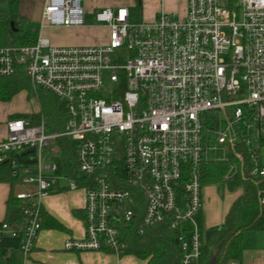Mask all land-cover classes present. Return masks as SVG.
I'll list each match as a JSON object with an SVG mask.
<instances>
[{
  "label": "built area",
  "instance_id": "built-area-1",
  "mask_svg": "<svg viewBox=\"0 0 264 264\" xmlns=\"http://www.w3.org/2000/svg\"><path fill=\"white\" fill-rule=\"evenodd\" d=\"M83 1L45 0L36 38L0 47V77L22 70L33 90L63 103L66 116L51 132L44 119L6 121L0 161L33 146L35 164L18 171L11 161L15 185L24 187L13 194L24 222L0 221V239H19L24 264L42 226L41 198L82 189L84 237L66 240L64 249L122 255L123 229L141 207L139 231L166 223L180 247L177 264H191L202 245L205 165L227 163L224 178L239 173L264 205V0H186L182 14L159 0L155 16L140 21L127 6L87 12ZM47 26L99 27L107 38L53 45L42 35ZM59 136L75 143L81 186L42 163L43 149Z\"/></svg>",
  "mask_w": 264,
  "mask_h": 264
},
{
  "label": "trees",
  "instance_id": "trees-1",
  "mask_svg": "<svg viewBox=\"0 0 264 264\" xmlns=\"http://www.w3.org/2000/svg\"><path fill=\"white\" fill-rule=\"evenodd\" d=\"M3 1V0H0ZM26 91L32 95L37 103L38 110L31 113H15L11 118H30L34 122L44 119L48 132L62 129L65 116V107L59 99L48 91L33 90L27 75L22 70H17L11 76L0 77V101H9L20 91ZM75 143L59 136L53 142V151L56 155L53 159L55 173L75 177L78 186L82 185L84 177L76 176L77 163L75 161ZM32 153H8L7 157L0 161V182L10 184V194L6 200L4 221L13 227H19L24 222L22 214V201L13 194V187L17 180L11 176V161L14 159L17 168L23 165L35 164L30 160ZM228 164L211 163L203 167L201 179L203 186H215L217 193L222 198L225 192L241 190L233 200L222 224L219 227H205L202 214L198 215L201 250L200 255L191 264H228L231 261L241 264L243 231L264 230V205L257 201L258 187L250 181L244 180L239 173L232 178L225 179L224 174ZM264 186V184L262 185ZM64 190V188L57 191ZM142 209L136 210L135 218L131 225L123 229L128 248L123 254H133L146 260L145 264H177L180 259V247L175 239V231L166 223L154 224L139 231ZM49 225L57 226L56 222ZM19 239L2 237L0 239V264H21L22 255L19 248ZM122 254V255H123Z\"/></svg>",
  "mask_w": 264,
  "mask_h": 264
},
{
  "label": "crops",
  "instance_id": "crops-1",
  "mask_svg": "<svg viewBox=\"0 0 264 264\" xmlns=\"http://www.w3.org/2000/svg\"><path fill=\"white\" fill-rule=\"evenodd\" d=\"M44 3L45 0H43L42 3L40 19ZM138 3L145 12L143 16L144 19L153 18L159 8L157 0H139ZM101 4L106 6L104 4H107V2L103 1ZM169 11L175 10L170 8ZM56 27L47 26L43 28L42 35L45 36L43 34L44 30ZM67 28L70 27H65V29ZM45 37L49 39V37ZM0 43H2V41H0ZM38 108L37 106L35 110L15 113H31L37 111ZM7 113L9 117L15 114ZM5 136L6 127L0 125V140L4 139ZM51 153L52 156L45 162L46 164L53 163V159L56 155L53 148L51 149ZM23 188V186L16 184L13 187V191ZM9 194L10 184L8 182H0V221L4 219L6 200ZM217 194L215 186L209 185L205 187L204 207L201 212L205 227H219L233 202L227 204L224 211L217 213L208 203L213 195L218 197ZM40 202L42 209V226L35 237L31 252L23 261L24 264H145L146 260L140 259L133 254L117 255L104 251H73L64 249V242L66 240L82 239L84 237L82 218L85 195L82 189L69 190L64 188V190L54 191L43 196ZM51 222H56L58 225L53 227L49 225ZM241 248V264H264V230L250 233L247 240H242ZM228 264L238 263L231 261Z\"/></svg>",
  "mask_w": 264,
  "mask_h": 264
},
{
  "label": "rangeland",
  "instance_id": "rangeland-1",
  "mask_svg": "<svg viewBox=\"0 0 264 264\" xmlns=\"http://www.w3.org/2000/svg\"><path fill=\"white\" fill-rule=\"evenodd\" d=\"M107 2L103 6L102 2ZM135 1V2H134ZM158 4H160V1ZM43 0H3L0 1V47H19L23 44L34 40L38 34L40 23V11ZM82 5L87 12L94 11L101 7H117L126 5L131 13L132 21H140L145 12L137 0H84ZM169 5V6H168ZM173 5V6H172ZM186 0H165L164 7L169 10L178 11L182 14L185 11ZM170 7V8H169ZM85 21L94 24L93 16H85ZM43 34L49 37L53 45H95L104 43L107 38V31L99 27H56L44 30ZM123 58L122 51L119 52ZM115 55H112V58ZM38 103L32 95H28L26 91H20L15 94L9 101H0V125L6 127V121L10 119L8 113L24 112L27 110L37 109ZM52 156L51 149L45 148L42 151V163H45ZM259 164L264 166V145H261V155ZM64 183V181H60ZM207 191V190H206ZM209 192V191H208ZM241 190L234 192H225L221 198L211 197L209 206L218 213L225 210L227 204H230L239 194ZM262 230L243 231V239L247 240L250 233Z\"/></svg>",
  "mask_w": 264,
  "mask_h": 264
},
{
  "label": "water",
  "instance_id": "water-1",
  "mask_svg": "<svg viewBox=\"0 0 264 264\" xmlns=\"http://www.w3.org/2000/svg\"><path fill=\"white\" fill-rule=\"evenodd\" d=\"M34 149H35V147L32 146V147L26 149V150L24 151V153H30V152H33Z\"/></svg>",
  "mask_w": 264,
  "mask_h": 264
}]
</instances>
